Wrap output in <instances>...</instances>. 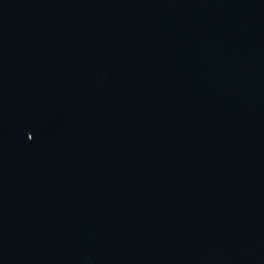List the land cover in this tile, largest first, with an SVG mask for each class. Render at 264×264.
I'll return each mask as SVG.
<instances>
[{
    "label": "water",
    "instance_id": "water-1",
    "mask_svg": "<svg viewBox=\"0 0 264 264\" xmlns=\"http://www.w3.org/2000/svg\"><path fill=\"white\" fill-rule=\"evenodd\" d=\"M0 264H264V0H0Z\"/></svg>",
    "mask_w": 264,
    "mask_h": 264
}]
</instances>
